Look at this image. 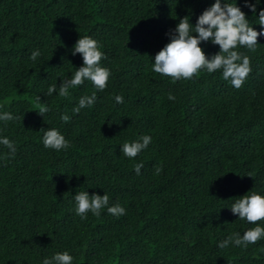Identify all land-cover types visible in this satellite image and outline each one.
I'll return each mask as SVG.
<instances>
[{"label": "trees", "instance_id": "16d2710c", "mask_svg": "<svg viewBox=\"0 0 264 264\" xmlns=\"http://www.w3.org/2000/svg\"><path fill=\"white\" fill-rule=\"evenodd\" d=\"M214 3L0 0V114L19 117L0 121V138L16 147L9 155L0 144V264H42L65 251L72 264H264V238L247 248L218 247L257 226L231 212L236 200L264 196V36L254 52L237 49L251 59L240 89L220 70L176 82L152 71L179 21L187 16L194 27ZM221 3L236 4L264 31V0ZM84 36L102 46L108 86L99 91L86 80L60 97L62 81L83 66L72 51ZM200 47L209 59L220 51L211 41ZM52 84L57 92L49 96ZM93 92L95 104L74 113L79 98ZM41 104L49 108L42 116ZM50 128L69 141L67 150L44 147ZM144 135L149 146L136 158L124 156L122 145ZM82 191L107 194L108 206L119 204L126 214L105 208L82 219L74 199Z\"/></svg>", "mask_w": 264, "mask_h": 264}, {"label": "clouds", "instance_id": "9594fccd", "mask_svg": "<svg viewBox=\"0 0 264 264\" xmlns=\"http://www.w3.org/2000/svg\"><path fill=\"white\" fill-rule=\"evenodd\" d=\"M245 7H248L254 14L257 11L255 4L246 2ZM258 23L264 27V10L259 12ZM260 36H264V31H255L240 7L236 4H222L221 0H215V3L198 17L194 27L187 16L179 21L175 30L169 33L170 42L156 54L152 71L176 82L181 79L191 80L197 77L202 70H206L209 74L220 70L225 81H229L234 88L240 89L251 73V59L237 49L246 47L254 52ZM208 41L218 45L220 49L210 59L200 47L202 42ZM101 47L98 41L90 36L78 39L72 54L82 56L83 66L76 69L70 79L62 81L58 89L60 97H68L70 89L83 85L86 80L90 81L99 91L106 89L111 72L108 68L101 66V61L107 59ZM39 56L40 52L37 50L32 53L30 59L35 61ZM56 92L57 84L49 86L47 90L49 96ZM96 99L95 92L91 96L80 97L78 106L73 109V112L78 114L81 109L92 107ZM168 99L175 100V96L169 94ZM115 101L118 104L123 103V96H115ZM48 111L47 106L43 104L39 106L40 116ZM15 119L19 117L13 116L10 112L0 114V121L8 122ZM61 120L67 123L70 117L62 115ZM151 142L152 138L149 135L141 136L133 142H125L121 147L122 153L128 158H136ZM0 144L9 149V155L15 154L16 147L13 141L3 137L0 138ZM43 144L45 148L56 151L67 150L70 147L69 141L55 128L44 131ZM143 167L142 162L134 165L137 175ZM162 170L161 166H156L155 174L159 175ZM74 199L75 212L82 219H86V214L89 212L99 216L105 208L113 216L119 217L126 214L125 208L119 204L108 206L109 196L107 194L102 197L96 194L89 196L87 191H82L77 193ZM230 210L234 215H238L240 220H246L257 226L248 229L242 236L239 232L232 233L218 244L219 248L224 249L229 245L247 248L250 244H256L264 238V227L258 225V222H264V196L255 192L247 193L238 198ZM72 261L73 257L65 251L56 253L51 259L45 258L42 264H72Z\"/></svg>", "mask_w": 264, "mask_h": 264}]
</instances>
